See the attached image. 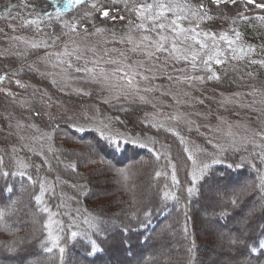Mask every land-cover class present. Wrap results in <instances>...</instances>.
<instances>
[{
    "label": "trees",
    "instance_id": "1",
    "mask_svg": "<svg viewBox=\"0 0 264 264\" xmlns=\"http://www.w3.org/2000/svg\"><path fill=\"white\" fill-rule=\"evenodd\" d=\"M171 2L183 5L186 0ZM201 2L206 9L204 18L192 17L181 23L185 29L199 24L197 32L210 34L202 37L206 48L191 40L177 41L186 54L170 61L175 71L156 69V75L148 80L167 88L179 76L200 77L208 95L236 93L247 100L249 108L257 104L258 118L247 110L255 136L241 147H229L219 157L205 143L191 148L181 128L175 131L165 123L149 120L142 104L97 105L103 111L99 118L106 123L104 129L119 139L87 126L96 120L90 116L56 120L47 116L42 106V89L86 113L85 101H91L84 95H59L40 68L39 60L47 49L59 48L77 36L98 35L102 30L174 39L171 31H150L153 24L126 10L125 0L115 4L98 0L110 8L107 18L86 5L70 8L57 18L55 8L63 10V0H0V76L23 70L22 79L40 88L21 99L7 96L0 100V210L6 212L0 219V264H264V249L249 251L264 244V63H259L264 61V20L258 19L264 17V10L241 0L219 5L212 0H187L192 6ZM45 11L52 13L51 19ZM84 12L91 14L84 18ZM240 14L247 19H239ZM174 18L168 13V20ZM31 20L36 23H26ZM142 23L145 28L139 27ZM71 25H77L75 32ZM233 30L240 34L237 45L251 46L254 53L244 57L236 53L233 58L225 40L217 43L210 38L215 34L235 39ZM25 39L37 41L38 47L33 48ZM171 41L164 42L166 48ZM215 51L225 53L220 57L225 62L217 65L213 56L209 71L204 61ZM252 60L258 63H250ZM213 73L219 79H208ZM12 89L17 95L19 90ZM189 138L193 140L191 135ZM48 143L50 150H42ZM3 172L14 174L5 176ZM193 173L198 177L195 183ZM111 186L116 189L109 198ZM36 195L41 196V202L35 200ZM205 200L210 204L204 205ZM25 204L26 214L20 209ZM246 211L248 216L244 217ZM238 218L246 221L244 229L252 231L241 239L244 243L226 246L229 236L224 233L214 236L199 231L201 225L213 224L232 232ZM73 231L78 233L75 238ZM49 232L60 238L59 246L51 252L46 250L52 247L46 243ZM158 237L174 243L161 258L156 250ZM225 247L236 252L235 260L225 258Z\"/></svg>",
    "mask_w": 264,
    "mask_h": 264
},
{
    "label": "rangeland",
    "instance_id": "2",
    "mask_svg": "<svg viewBox=\"0 0 264 264\" xmlns=\"http://www.w3.org/2000/svg\"><path fill=\"white\" fill-rule=\"evenodd\" d=\"M1 33L2 28L0 26ZM146 36L149 38L148 40L144 39ZM168 39L173 40L172 36H168ZM219 40H221L220 37L215 36V42L219 43ZM24 41L30 45L37 44V41L27 39ZM153 41L159 42V38L110 29L102 30L98 35L94 34L89 38L77 36L59 48L47 49L39 60L40 68L51 78L52 86L57 91L59 90V95L63 97V92L73 93L84 95L91 100L90 102L85 101L86 113L81 107L73 106L74 104L71 102L69 104L66 101L63 102L61 99L55 98L51 94L52 92L42 89L43 94H41L40 100L47 116L55 117L56 120L76 119L75 116L78 118L90 116L91 119L96 120L89 122L87 126H92L106 137L119 139L117 137L119 135H113L104 129L106 123L99 118L103 115V111L101 112V106L97 105L101 103H114V106L142 104L147 107L145 116L149 120L165 123L175 131L181 128L185 131V137L190 141L191 148L196 149L205 143L210 146V151L217 157L229 150V147H241L255 136L256 133L251 126L252 118L249 115L254 114L255 117V113L258 111L257 104H255V108L254 106L249 108L244 97H240L236 93L226 94L220 93V91L217 95L214 93L216 96L212 93L208 95L209 91L201 86L202 78L197 79V77L179 76L176 81L170 82V86L167 88L151 83L148 79L152 75H156L154 70H172L173 65L170 61H175L180 54H186V49L180 46H177L176 51H173L172 41L167 51H157ZM237 55L239 54L237 53ZM246 55L248 54L246 53L244 56ZM211 62L213 61H209L208 64L204 63L208 69H212ZM76 68H89L92 69V72H77L75 71ZM117 69L123 71L118 72ZM13 71L7 77L0 76L5 77L0 82V100L7 96L11 98L19 96L21 99L30 93L36 94V90L40 88L34 83L22 79L23 70L19 72L15 69ZM123 72L138 73L132 82V86H129L126 80L121 79ZM44 82L46 83V81ZM12 88L19 90L17 95H14ZM203 91L205 94L201 93ZM219 94L221 96H218ZM202 95L205 96L202 97ZM209 101H211L210 104ZM248 109H250V114L247 112ZM190 135L193 140L189 138ZM43 141L46 142V140ZM50 147L48 143L42 147V150H50ZM109 189L110 191L113 190V194L109 195L111 198L110 196H114L116 187L111 186ZM206 194L210 195L209 193ZM203 204L209 205L210 200H205ZM26 207V204L20 207L24 214H26L24 210ZM247 212L244 213V217L248 216ZM241 219L236 220V227L232 232L223 231L213 224L209 226L203 224L199 227V231L211 232L213 235L215 234L214 236H220V233H224L227 237L229 236L228 241L224 240L227 246V244H232L229 241L233 239L241 240L246 235L252 234V231L249 233V229H244L243 225L246 221L242 223ZM8 225L4 226L8 227ZM157 244L159 246L156 247V250L160 251L159 258H161L162 255H166L170 249H173L174 243L172 240L158 237ZM218 244H222V241L219 240ZM12 246L9 245V247ZM223 252L227 254L225 258L230 257L235 260V251L225 247ZM225 258L223 260L227 261ZM237 263L233 262L232 264Z\"/></svg>",
    "mask_w": 264,
    "mask_h": 264
},
{
    "label": "snow or ice",
    "instance_id": "3",
    "mask_svg": "<svg viewBox=\"0 0 264 264\" xmlns=\"http://www.w3.org/2000/svg\"><path fill=\"white\" fill-rule=\"evenodd\" d=\"M212 2H214L215 4L219 5L221 3H224V0H212ZM238 0H232V3L235 4L237 3ZM245 4L248 5H253L255 8L257 9H261L264 10V2H257V0H244ZM112 3L115 4L116 0H112ZM80 5H86L88 7H90V9L92 11L98 12L99 15L101 17L107 18L110 16V8L106 5H100L98 3V0H92V2L89 4V0H63V10L59 7L56 6L55 11H56V16L57 18H59L61 15H63L64 12H66L68 9L70 8H74V7H78ZM125 9L130 11V12H134L138 19L141 20H148L153 24V28L149 29L150 31H155L156 29H159L160 32H163L164 30H169L171 31L175 38L172 40V50L176 51L177 49V41H179L180 43H184L188 40H191L194 44H198L200 46L201 49L206 48V42L205 39H203L202 37H209L210 34L208 33H203L201 34L200 32H197V28H199V24L196 25L195 28H188L185 29L182 27V21H186L189 20L192 17H197L199 19H203L204 16L206 15V9H205V5L201 2L199 3L198 6H192L189 5L186 2L181 5L179 3H172L171 0H167V2H165V0H152V2L150 3H138L136 2V0H125ZM168 13H171L173 15V17H175L174 19L168 20ZM178 13H182L178 14ZM91 14V12H84L83 16L84 18H87L89 15ZM44 15L48 16L50 19L52 18V13L49 11H45ZM241 20H246L247 17H245L243 14H240V16L238 17ZM121 19H123V17H121ZM258 19L260 20H264V17H258ZM160 21H165L163 23H161ZM27 24H34L36 23L35 20H31V21H27ZM65 27H69L68 25H65ZM140 28H145V25L142 23L139 25ZM70 30L75 32L77 30V25H71L70 26ZM99 31V29H98ZM234 35H235V39H228L226 36H221L220 39L221 40H225L229 46V51H231L234 55L233 58H235V54L238 53L241 56H244L246 53L247 54H252L255 52V49L252 48L251 46L245 48V47H239L237 45V42L240 39V34L238 32H235V30H233ZM184 33L186 35H184L183 40H180V35ZM188 33H191V35H187ZM210 38L214 41L215 40V34H211ZM145 40H148L149 38L146 36L144 37ZM168 39V37L164 36V35H160L159 36V42L153 41L154 44H156V50L157 51H167L168 49L165 48L164 46V42ZM233 45H237L236 47H233ZM33 48L38 47V45L33 44L32 45ZM149 55H152L151 53H149ZM225 55L224 52L222 51H215L213 53V55H209L208 59L204 61L205 64H208L209 61L213 60V56H215V64L219 65V64H223L225 61L223 59H221L220 57H223ZM182 59L187 60L188 57L187 56H183L181 57ZM79 59V58H78ZM196 57L193 56V61H195ZM250 63H258V61L252 60L250 61ZM259 63H264V61H260ZM193 66L195 67V64L193 63ZM69 67H71V64H69ZM75 71L80 72V71H85L88 73L92 72V69L89 68H76ZM118 72H122V69H117ZM209 71H211V69L209 68ZM136 75H138V73L132 72H123V75L121 76V79H124L127 81V84L129 86H132V82L135 79ZM5 77H0V82H2L4 80ZM145 79H147V77H144ZM197 79H201L200 77H197ZM208 79H219V76L215 75L214 73L210 76H208ZM143 99V98H141ZM80 131H82V129H78ZM189 159H192L191 156H189ZM3 163V159L0 158V164ZM205 168L208 167V165H204ZM3 175L7 176L9 174H14V173H9V172H3ZM20 175H24V173H20ZM160 173H157V176H159ZM27 179L29 181H31V177H27ZM175 175H173V180L175 181ZM198 179V177L196 176L195 173H193L192 175V182L195 183V181ZM178 183V181H176ZM10 191V190H9ZM41 191H43V185L41 184ZM193 191L192 188L188 189V192L191 193ZM35 200L37 202H41V196L40 195H36L35 196ZM234 202V201H233ZM45 211H47V209H45ZM6 212L4 210H0V219H2L5 216ZM86 223L88 221H85ZM45 227H48V225H45ZM78 235L77 232L73 231L71 232V236L73 238H75ZM49 239L46 243H50L52 245V247H47L46 250L51 252L53 247H58L59 243H60V238L57 236H53V234L51 232L48 233ZM230 243L232 244H237V243H244L243 240H239V239H233L230 241ZM247 247V245H245ZM93 248H95V244L92 245ZM259 247L261 249H264V244H258L256 246H253L249 249L250 252H255L256 248ZM59 251L61 253L64 252L63 248H59Z\"/></svg>",
    "mask_w": 264,
    "mask_h": 264
},
{
    "label": "bare ground",
    "instance_id": "4",
    "mask_svg": "<svg viewBox=\"0 0 264 264\" xmlns=\"http://www.w3.org/2000/svg\"><path fill=\"white\" fill-rule=\"evenodd\" d=\"M231 0H225L224 3H228L230 2ZM241 1H244V0H241Z\"/></svg>",
    "mask_w": 264,
    "mask_h": 264
}]
</instances>
